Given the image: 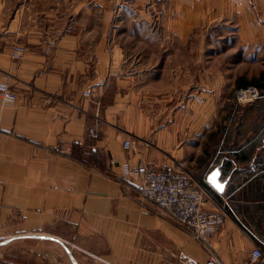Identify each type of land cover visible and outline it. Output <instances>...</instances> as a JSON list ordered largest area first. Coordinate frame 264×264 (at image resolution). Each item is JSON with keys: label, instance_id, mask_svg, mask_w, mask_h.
Returning <instances> with one entry per match:
<instances>
[{"label": "crops", "instance_id": "obj_1", "mask_svg": "<svg viewBox=\"0 0 264 264\" xmlns=\"http://www.w3.org/2000/svg\"><path fill=\"white\" fill-rule=\"evenodd\" d=\"M84 4L71 15L83 25L57 19L58 31L47 14L31 22L0 5V80L16 93L0 110V245H65L78 264H203L209 255L243 264L264 249V82L237 102L235 88L248 83L208 64L170 63L189 32L164 31L162 55L150 60L144 40L155 33L113 32L102 17L98 30L95 5ZM201 6L168 0L163 23L194 22ZM126 162L185 171L215 215L203 238L145 200ZM214 170L220 190L207 179Z\"/></svg>", "mask_w": 264, "mask_h": 264}, {"label": "rangeland", "instance_id": "obj_2", "mask_svg": "<svg viewBox=\"0 0 264 264\" xmlns=\"http://www.w3.org/2000/svg\"><path fill=\"white\" fill-rule=\"evenodd\" d=\"M135 1L137 0H0V5L8 13L18 6V11L31 22L40 23L42 18V23H45L47 14L53 20L49 24L53 31H58L60 27L57 19L65 18L64 28L83 25L82 16L77 17L76 22H73L75 17H71L75 4L95 5L98 30L101 26L99 19L102 17L109 22L108 26L113 32L155 33L151 36L152 39L144 40L146 56L150 60H157L162 55L158 50L160 34L175 27L176 31L189 32L190 35L175 40V53L171 51L169 56L171 64L204 63L214 70H223L226 80L248 83L235 88L234 98L240 103L253 100L263 93L262 89L252 84L260 85L264 82V0H197L203 6L194 11V22L183 24L184 20L181 19L179 23L182 25L176 23L168 27L163 23L165 13L162 10L168 0H139V3H134ZM177 12L185 11L177 8ZM138 20L142 21L137 23ZM252 87L258 91L257 95H252L249 91L244 95L238 92ZM38 243H43L45 247L2 243L0 264H72L63 247L47 242Z\"/></svg>", "mask_w": 264, "mask_h": 264}, {"label": "built area", "instance_id": "obj_3", "mask_svg": "<svg viewBox=\"0 0 264 264\" xmlns=\"http://www.w3.org/2000/svg\"><path fill=\"white\" fill-rule=\"evenodd\" d=\"M24 52V47L16 45L11 51V57L18 59ZM249 91L257 95L256 88L240 89V95ZM89 96L90 91H84ZM0 110L5 102L14 101L16 93L6 81L0 80ZM99 119L88 127V131L96 134ZM131 146L129 139L123 140L124 149ZM123 172L135 175L140 180V193L142 197L154 205L158 211L168 218L178 221L191 229L192 236L200 240L205 235L209 225L215 220L213 213L206 212L203 208L205 202L204 190L196 185L190 176L177 166L165 165L160 168L148 167L142 163H124ZM264 258V249L260 245L254 246L248 259L243 264H255ZM203 264H222L217 257L209 255Z\"/></svg>", "mask_w": 264, "mask_h": 264}, {"label": "water", "instance_id": "obj_4", "mask_svg": "<svg viewBox=\"0 0 264 264\" xmlns=\"http://www.w3.org/2000/svg\"><path fill=\"white\" fill-rule=\"evenodd\" d=\"M218 175H219L218 171L214 170L212 173H210L208 175L207 179L216 189L220 190L222 188V185H221L222 183H220V181H218ZM39 236L40 237L51 238V239H54L56 241H59L58 239L53 238V237L48 236V235H39ZM63 247L65 248L66 252L68 253L70 261L72 262V264H78L76 262V260L74 259L73 255L71 254L70 250L65 245Z\"/></svg>", "mask_w": 264, "mask_h": 264}]
</instances>
